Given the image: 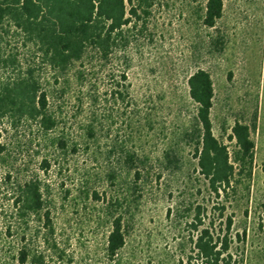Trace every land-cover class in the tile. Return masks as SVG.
Instances as JSON below:
<instances>
[{"label": "rangeland", "instance_id": "rangeland-1", "mask_svg": "<svg viewBox=\"0 0 264 264\" xmlns=\"http://www.w3.org/2000/svg\"><path fill=\"white\" fill-rule=\"evenodd\" d=\"M206 2L149 0L108 59L90 50L67 72L40 69L58 123H0V264H22L14 256L23 249L24 264H199L204 227L228 236L231 264H264V0H226L213 27ZM200 68L214 80L216 137L233 150L239 120L255 141L251 177L237 176L222 197L187 136L197 112L188 78ZM30 179L46 204L24 219L12 184ZM117 199L126 244L110 258L108 204Z\"/></svg>", "mask_w": 264, "mask_h": 264}, {"label": "trees", "instance_id": "trees-1", "mask_svg": "<svg viewBox=\"0 0 264 264\" xmlns=\"http://www.w3.org/2000/svg\"><path fill=\"white\" fill-rule=\"evenodd\" d=\"M225 1L207 0L205 25L213 27L222 17ZM146 6H150L149 0H0V123L17 126L23 121H35L45 131L53 129L58 121L49 108L40 69L46 66L67 72L90 50L108 59L124 27L139 15L138 8L148 13ZM10 38L18 43L14 48L8 46ZM188 87L197 112L187 136L211 193L222 197L238 181L237 176L252 175L255 141L251 127L236 120L229 134L235 147L230 150L214 134L211 114L215 88L211 73L197 69L189 76ZM3 151L0 143V159ZM5 181L11 182L10 174ZM12 185V206L18 216L26 219L44 211L46 202L38 179ZM108 205L112 219L106 253L114 258L126 244V232L122 214H115L120 200H111ZM49 215V211L44 212L48 221ZM230 224L231 219L228 228ZM229 245L226 234L215 238L210 228H202L195 240L196 262L231 264ZM14 258L24 264L29 252L20 250Z\"/></svg>", "mask_w": 264, "mask_h": 264}]
</instances>
